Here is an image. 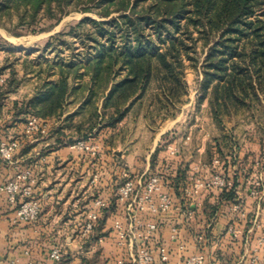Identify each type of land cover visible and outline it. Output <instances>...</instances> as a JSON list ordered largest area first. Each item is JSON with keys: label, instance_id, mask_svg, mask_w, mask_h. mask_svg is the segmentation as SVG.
I'll return each instance as SVG.
<instances>
[{"label": "crops", "instance_id": "1", "mask_svg": "<svg viewBox=\"0 0 264 264\" xmlns=\"http://www.w3.org/2000/svg\"><path fill=\"white\" fill-rule=\"evenodd\" d=\"M3 63L1 56L0 67ZM8 77L9 73L1 75L0 82ZM26 92L21 86L4 95L5 99L0 97V117L6 114L11 120L6 125L0 121V140L19 143L13 163L0 162V184L12 179L17 171L29 168L35 176L33 194L41 202V212L33 223L13 225L12 208L4 197L0 198V264L128 262L134 251L127 244L123 248L117 245L113 228L115 221L126 225V205L116 199L117 189L128 177L137 179L152 174L163 176L174 206L166 213L144 212L140 216L157 225L147 245L155 253L163 248L168 253L166 264H183L186 257L199 253L205 256L204 264H253V259L254 264H264V244L260 242L264 238V203L250 194L257 177L264 181L262 167H256V161L264 164V141L248 138L240 145L236 137L224 140L223 132L220 138L210 140V133L203 128L181 132L182 126L174 127L178 121L169 118L155 133L149 132L153 137L146 155L141 153L144 147H129L124 140H107L116 132H123V126L102 129L101 135L88 138L94 151H80L73 148L80 141L79 136L57 122L54 126L48 118H37L42 126L36 132H28L27 123H17L20 117H16L15 110ZM25 119L28 120L27 115ZM168 146L175 153L168 151ZM142 156L145 157L141 159ZM215 159L226 165V177L232 187L204 189L188 196L192 177L208 178ZM96 200L105 207L95 208ZM235 203L241 205L244 217L232 211ZM91 211L98 214L99 221L90 234L83 235ZM187 212H191L190 217ZM172 228L177 229L178 240L171 239ZM179 245L183 248L179 249ZM56 246H62L61 263L49 256Z\"/></svg>", "mask_w": 264, "mask_h": 264}, {"label": "rangeland", "instance_id": "2", "mask_svg": "<svg viewBox=\"0 0 264 264\" xmlns=\"http://www.w3.org/2000/svg\"><path fill=\"white\" fill-rule=\"evenodd\" d=\"M133 1L129 0V2ZM100 6L94 7V11L87 13L70 7L69 12L63 15L58 22L48 20L40 12L37 22L31 28L35 30L34 32L26 26H18L16 14L12 16L11 21L7 18L2 19L4 24L0 27V57H3V64L6 67L12 66L14 69L15 79L18 82L16 89L23 86L27 91L26 96L15 110L16 117H20L16 120L18 124L25 125L28 122L25 115L28 119L34 117L26 111L29 101L41 91L45 83L52 85L57 83L60 79L59 66H65L69 60H73L75 67L83 76L76 80H73L71 76L68 78V90L56 113L58 116H50L49 122L54 126L57 122L58 125L63 126L64 130L73 132L75 137L79 136L80 141L87 143L88 138L101 135L99 132L106 128L104 120L107 117L101 119L104 114V98L101 96L93 98L86 92L91 79L86 73L85 67L88 66L85 59H87L86 55L94 54L98 45L108 47L111 44L115 50L123 46L124 37L117 27H98L92 21L95 23L108 22L124 13L113 10L108 17H103L99 15L103 9ZM141 7L146 9L147 5L139 6L137 11H140ZM143 9L142 12L145 11ZM262 11L259 13L262 15L261 19L264 20V9ZM131 17L135 18L136 15ZM253 19L255 17L251 18ZM118 23L121 24V21ZM185 23L187 22L181 19L180 29L173 32L172 37L177 50L171 51L173 58L169 62L174 72L171 79L164 84L166 89L170 87L175 89V95L171 100L167 99L162 93L160 83L153 78L145 92L134 99L125 114L124 119L126 120H123V124L119 123L116 126H123L124 131L116 132L107 140L116 143L124 140L129 147L135 144L140 148L144 147L141 153L146 155L150 150L153 137L149 132L155 133L162 126L163 121L174 118L178 121L174 127H183L179 131L203 128L210 133V140L213 137L220 138L223 132L225 137H236L240 145L242 140L248 138L264 141V31H253L248 34L250 35L248 38L246 34L243 36L226 34L221 37V31L199 32L191 24L186 27ZM99 29L101 31L111 30L114 33L112 41L107 35L100 34ZM144 33L151 35L159 51H164L166 46L164 43L168 39L166 38L167 31L162 32L160 42L155 35L153 25L146 26ZM129 42L135 44L132 34H130ZM223 52L227 55L223 56L224 59H228L222 65L226 76L238 73L242 75L237 78L236 82L241 98H235L232 95L227 98L226 104L222 101L220 89L226 80L225 78L215 79L218 76L214 71L215 63L221 59L219 53ZM10 72V69H5L0 76ZM19 72H21L20 76ZM126 72L127 68L124 66L114 67L109 75L99 80V84L102 85L104 81H107L109 90L114 83L119 82L125 76ZM1 83L4 82L1 80ZM216 86L217 101L213 96V89ZM3 93L0 97L5 99L4 95L10 92L3 91ZM112 112L111 110L109 113ZM0 121L1 124L6 125L11 120L4 114L0 117ZM92 126L94 127L91 128ZM209 144L210 147L213 146L212 142ZM210 156L209 151L207 161ZM143 157L145 156L140 158L143 159ZM219 163L220 170L227 176L226 165Z\"/></svg>", "mask_w": 264, "mask_h": 264}, {"label": "trees", "instance_id": "3", "mask_svg": "<svg viewBox=\"0 0 264 264\" xmlns=\"http://www.w3.org/2000/svg\"><path fill=\"white\" fill-rule=\"evenodd\" d=\"M143 5H147V8L141 7L140 11H137L138 7ZM96 6L103 8L99 13L103 17H108L113 10L124 13L108 22L95 23L92 21L98 27H117L124 37L123 46L119 50H115L111 44L108 47L98 45L94 54L86 55L87 59H85L88 66L85 67L86 73L91 79V84L86 92L90 97L101 96L104 98V114L101 119L107 117L104 120V127L106 128H115L124 120L125 114L134 99L145 92L153 78L160 83L162 93L167 99L171 100L175 95V89L172 87L166 89L164 84L173 76L174 69L170 68L172 65L169 60L173 58L171 51L177 49L172 36L174 31L180 29L181 19L187 22L185 23L186 27L191 24L199 32L216 33L221 31V37L226 34H239L241 36L246 34L248 38L250 36L248 34L253 31H264V20L261 19L262 15L259 13L263 12L264 0H134L133 2H129V0H0V27H3V18L11 21L12 16L16 14L18 16L17 25L26 26L31 32H34L35 30L31 28L37 22V16L40 12L48 20L58 22L63 15L69 12L68 8L70 7L87 13L94 11L93 8ZM112 7L113 9H111ZM142 9L145 11L142 12ZM134 15L136 17L132 18L131 16ZM252 17L255 19L251 20ZM119 21L121 24L118 23ZM148 25L154 26L155 35L159 42L162 41V32L167 31L166 38L168 39L165 40L164 51H159L151 35L144 33ZM105 30L107 31L99 29L100 34L107 35L112 41L114 33L111 30ZM130 34L135 40L134 45L129 42ZM219 56L221 59L215 63L214 71L217 72L218 76L215 79L225 78L226 80V83L220 88L222 101L226 104L227 98L232 95L235 98H241L236 82L237 78L242 75L238 73L226 76L222 65L228 60L224 59L227 55L223 52L219 53ZM117 66H124L127 68V72L119 82L114 83L108 90L107 85L109 83L104 81L100 85L99 80L109 75L110 71ZM5 69H10L11 72L3 84L4 89L0 96L4 94L3 91L11 92L13 90L14 92L17 90L18 82L15 79L14 69L12 66L6 67L3 64L0 67V74ZM24 71L26 72V69ZM59 74L60 79L57 83L53 85L45 83L41 91L27 104L28 110L26 111H29L34 117L58 116L56 113L68 90V78L71 76L73 80H76L83 76L75 67L73 60H69L65 66H59ZM217 91L216 86L213 89L215 99ZM111 110L113 112L109 113ZM223 139L226 140L227 137ZM84 264L91 263L87 261Z\"/></svg>", "mask_w": 264, "mask_h": 264}, {"label": "built area", "instance_id": "4", "mask_svg": "<svg viewBox=\"0 0 264 264\" xmlns=\"http://www.w3.org/2000/svg\"><path fill=\"white\" fill-rule=\"evenodd\" d=\"M40 121L36 117H31L27 122L28 132H36L41 128ZM17 141H2L0 140V162L4 164L13 163V155L18 148ZM73 148L92 152L93 145L87 142L78 141ZM171 153H175V149L171 146L167 147ZM213 172L208 178L192 177V186L186 191L188 196L198 195L204 189H219L224 190L232 187V181L228 179L220 170L218 159L212 161ZM256 167H262L264 164L256 163ZM35 185V176L29 168H23L15 174V176L0 184V198L4 200L12 208V216L10 221L13 225L29 224L36 221L41 212V202L33 194ZM250 194L257 200L264 203V181L261 177H257L252 182ZM116 199L126 205L125 221L123 225L120 221H115L113 228L117 233V245L123 248L125 244L134 252L129 256L128 262L119 261L118 264H166L168 261V253L163 248H159L157 252H153L147 245V241L152 237L157 230V225L152 222H145L140 214H160L169 212L173 208V198L166 191L163 176L161 174L142 175L137 179L126 178L125 181L118 187ZM94 207L103 209L105 204L96 200ZM232 211L236 212L241 217H244L241 205L235 203ZM0 208V216H1ZM190 217L191 212H187ZM99 221V216L96 212L91 211L87 215V221L83 228V235H88L93 230L96 223ZM172 240H178L179 234L176 228H172ZM236 234L234 229L230 230ZM139 241V242H138ZM264 244V238L260 239ZM183 246L179 245V249ZM50 259L56 263H61L63 258L62 246H56L50 252ZM205 256L201 253L193 254L183 260V264H204ZM253 264L255 260L253 259ZM9 264H16L11 261ZM28 264H33L29 262Z\"/></svg>", "mask_w": 264, "mask_h": 264}]
</instances>
